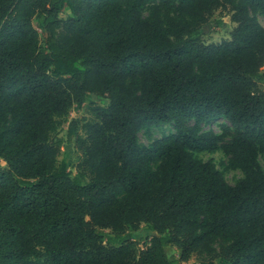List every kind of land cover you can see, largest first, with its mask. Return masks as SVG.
Returning a JSON list of instances; mask_svg holds the SVG:
<instances>
[{
    "label": "trees",
    "instance_id": "16d2710c",
    "mask_svg": "<svg viewBox=\"0 0 264 264\" xmlns=\"http://www.w3.org/2000/svg\"><path fill=\"white\" fill-rule=\"evenodd\" d=\"M219 10L234 26L206 45ZM257 16L264 0H0V264H264ZM88 95L107 104L68 124L73 175L58 129ZM217 151L222 171L198 157Z\"/></svg>",
    "mask_w": 264,
    "mask_h": 264
},
{
    "label": "rangeland",
    "instance_id": "374dc122",
    "mask_svg": "<svg viewBox=\"0 0 264 264\" xmlns=\"http://www.w3.org/2000/svg\"><path fill=\"white\" fill-rule=\"evenodd\" d=\"M66 15L67 13H63L60 15V17L65 18ZM257 20L259 24L264 28V17L257 16ZM33 24L39 33V45L41 47H44L45 38L42 34V31H40L39 29V20H35ZM233 26L234 25L229 20V14L227 11H216L210 18L208 23L201 29L202 42L206 45L217 44L225 39H228V34L233 28ZM106 104L107 102L105 100L93 95H88L84 104L81 107H73L70 110L68 116L66 117L65 123L58 129V137L63 141V144L60 148L58 160L66 161V163L69 165L68 168L73 175H75L74 165L78 160V153L75 150L74 145L66 141L68 124L71 121H77L78 125H81L86 119L90 118L89 107H91L92 105L105 106ZM220 124L228 125L227 122L223 120H217L203 127V130H212L216 134H218L220 133ZM171 132H174L172 125L160 124L155 128L149 129L148 135L144 132H140L138 134V140L142 145L148 146L152 140L160 138L162 135H166ZM198 157L204 162L212 161V163L216 166L219 171H222L221 164H225L227 162V157L221 151H217L214 154L201 153L198 155ZM259 163L264 170V159L260 158ZM3 166L4 163L0 160V167ZM223 176L227 184L231 186H233L238 180L242 178V174L238 170L225 171L223 172ZM151 234L152 233L147 230L143 225L137 232L132 233L133 240L139 242V246H141L144 242L143 238L147 236L149 237ZM166 255L169 260H175L178 256V253L174 248L169 247L166 249ZM181 264H198V262L193 256L187 263Z\"/></svg>",
    "mask_w": 264,
    "mask_h": 264
}]
</instances>
